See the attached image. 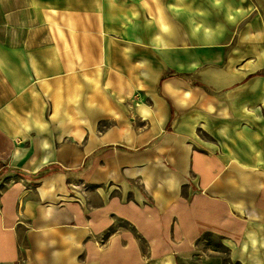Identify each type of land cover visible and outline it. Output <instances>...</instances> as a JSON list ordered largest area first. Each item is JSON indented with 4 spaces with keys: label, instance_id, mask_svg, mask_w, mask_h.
<instances>
[{
    "label": "crops",
    "instance_id": "0c3cea01",
    "mask_svg": "<svg viewBox=\"0 0 264 264\" xmlns=\"http://www.w3.org/2000/svg\"><path fill=\"white\" fill-rule=\"evenodd\" d=\"M0 264H264V0H0Z\"/></svg>",
    "mask_w": 264,
    "mask_h": 264
}]
</instances>
